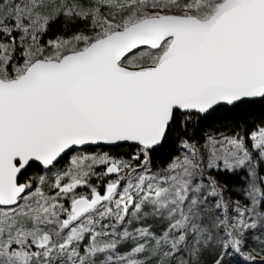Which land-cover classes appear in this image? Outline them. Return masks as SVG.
Segmentation results:
<instances>
[{"label":"snow or ice","instance_id":"obj_1","mask_svg":"<svg viewBox=\"0 0 264 264\" xmlns=\"http://www.w3.org/2000/svg\"><path fill=\"white\" fill-rule=\"evenodd\" d=\"M233 256L264 264V0H0V264Z\"/></svg>","mask_w":264,"mask_h":264},{"label":"trees","instance_id":"obj_2","mask_svg":"<svg viewBox=\"0 0 264 264\" xmlns=\"http://www.w3.org/2000/svg\"><path fill=\"white\" fill-rule=\"evenodd\" d=\"M220 179H221L222 181L227 180V181L231 184V183L233 182V179H234V178H229V177H227V176H222V177H220ZM231 264H243V260H242V258L239 257V256H233V257L231 258Z\"/></svg>","mask_w":264,"mask_h":264}]
</instances>
